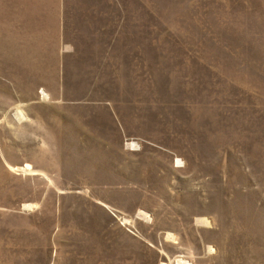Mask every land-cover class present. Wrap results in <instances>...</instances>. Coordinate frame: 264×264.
Returning <instances> with one entry per match:
<instances>
[{
  "label": "rangeland",
  "instance_id": "obj_1",
  "mask_svg": "<svg viewBox=\"0 0 264 264\" xmlns=\"http://www.w3.org/2000/svg\"><path fill=\"white\" fill-rule=\"evenodd\" d=\"M0 264H264V0H0Z\"/></svg>",
  "mask_w": 264,
  "mask_h": 264
},
{
  "label": "bare ground",
  "instance_id": "obj_2",
  "mask_svg": "<svg viewBox=\"0 0 264 264\" xmlns=\"http://www.w3.org/2000/svg\"><path fill=\"white\" fill-rule=\"evenodd\" d=\"M43 97H46V94L43 95ZM46 99V98H45ZM178 162V161H177ZM201 222H206V219L205 220H199Z\"/></svg>",
  "mask_w": 264,
  "mask_h": 264
}]
</instances>
